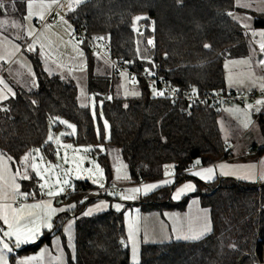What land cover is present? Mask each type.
Segmentation results:
<instances>
[{
	"label": "trees",
	"instance_id": "trees-1",
	"mask_svg": "<svg viewBox=\"0 0 264 264\" xmlns=\"http://www.w3.org/2000/svg\"><path fill=\"white\" fill-rule=\"evenodd\" d=\"M25 1L2 0L0 15L21 18ZM235 9V0H82L67 9L66 21L86 52L88 88L96 97L98 119L102 113L110 128L105 150L99 155L108 182L113 172L110 150L124 163L131 183L158 181L167 170L174 171L172 183L134 203L142 211L181 212L193 197L209 211L208 234L198 240L143 244L137 264H264V181L224 178L202 182L188 172L196 159L209 165L228 154L220 109L171 102L164 95H154L145 79L129 76L127 84L133 82L131 87L134 84L139 95L133 91L127 96L120 94L109 85L110 77L120 75L113 74L108 64L91 52L85 36L103 37L111 52L138 72L154 67L183 89L225 90L223 61L249 51L247 29L230 15ZM252 15L254 26L264 27V14ZM150 37L154 38L152 48L147 41ZM34 71L35 85L28 90L15 87V96L0 105V152L14 165L37 147L50 153L45 142L53 119H65L76 126V143H101L90 109L77 101L75 83L38 67ZM257 123L264 136V113ZM57 126L56 122L52 127ZM186 180L195 183V190L178 201L171 199L172 191ZM22 185L29 191L33 187L29 181ZM94 187L88 181L76 182V191L66 197L76 201L75 209L57 214L52 229L17 254L34 252L54 236L65 238L63 227L72 221L74 253L67 254L65 264H133L125 241L123 212L109 209L92 216L84 214L87 205L107 197L106 193L89 196L86 190ZM32 190L37 192V187Z\"/></svg>",
	"mask_w": 264,
	"mask_h": 264
},
{
	"label": "rangeland",
	"instance_id": "rangeland-1",
	"mask_svg": "<svg viewBox=\"0 0 264 264\" xmlns=\"http://www.w3.org/2000/svg\"><path fill=\"white\" fill-rule=\"evenodd\" d=\"M28 2L29 0H26L24 2L23 9H21L23 11L19 12L21 18L11 15H0V81H2L0 82V95L7 97V99L0 101V105H3L5 102L15 96V87H21L28 90L34 86L36 83L34 68L38 67L48 75L55 74L63 79H71L75 83L78 103L80 105L87 104V107L90 109L92 115L93 111H95L96 113V127L98 132L100 133V141H102L96 146L76 143V126L65 119H53L51 121H55V123H51L50 121L49 131L46 136V141L48 140L50 132L53 136V140L48 142L50 145V153H46L42 148L37 147L36 149L31 151L32 155L29 156L27 162H24L22 159L15 165H12L8 158H5L4 155L0 154V168L7 169V171L5 172V181L0 182V184H2L4 190H6L9 194L7 199L9 201H6V203L4 204L13 205V203L16 201H23V203L27 204L30 202L37 203L50 200L53 207L58 209L64 208L66 210L70 207L71 201L63 198L62 192L55 197H49L43 194L49 189L45 188L43 192L41 191L39 185L44 183L45 180H42L40 179V177L36 176V173L33 171L31 165L37 164L40 166L42 174L44 175L45 179L48 180L49 185H51V190L53 191H59L60 188L75 187V183L78 181H88L95 187L101 188L99 185L103 183V185L105 186L108 182V177L106 176L104 167L99 161V155L105 150L106 144L104 143V141H107L109 139L110 128L103 115H101V119L99 121V115L96 106V97L89 91L88 88V72L86 69L87 58L84 46L82 45V40L76 36V34L74 33V28L69 21L63 20L62 22L56 24H49L44 22L52 8L58 3V0H34L33 7L31 9L33 15L30 17L28 16ZM77 2L78 0H64L66 9H70ZM258 2V0H236V4L238 5V7H242L243 9L248 10L250 9V11L254 9H264V0L260 1L262 5ZM14 11L18 12L20 10L18 8H14ZM250 11H247L246 13H250ZM91 52L96 55L94 51ZM233 63H236V65L238 64L237 62H235L234 58L230 60L226 59L223 62V64H225L224 69L226 70V73L227 71L232 70V72L235 74L236 65H233ZM258 63L259 64L257 65V68L253 67V73H255L256 71L260 72V70L264 71V65L260 64V62ZM245 66L247 67L248 65ZM126 76L127 75H120V78L110 77L109 79V85L115 87L117 90L119 89L120 94L124 96L129 95L132 91L135 92L133 89L134 84L131 87V84L133 82H131V84H127ZM233 76H236V80H239V76L241 77L242 74H236ZM244 81L248 85H251V82L248 79H244ZM251 89L260 93L259 91H261V86L254 84L251 88L244 87L240 91H250ZM225 109L226 108H223L224 111ZM243 110L246 113H249V117L254 122V114H256V111H253L247 105L243 108ZM60 120L67 121L68 123L74 125L75 132H73L72 129L68 128L66 124L59 123ZM105 121L108 125L107 128L104 127ZM56 122L59 123V126L53 128L52 126L56 124ZM99 123L102 126H99ZM253 133L245 136L242 143H246L248 140H251V135ZM57 138H59L60 140L59 146L55 143V140ZM66 144H71L73 147L71 149H65L63 145ZM101 146L104 149L103 151L100 150ZM57 147H59V156L56 155ZM239 147L243 148V144L238 145L233 151L237 152L240 149ZM85 148H90L91 151L84 152L83 149ZM37 149H39L40 151H35ZM77 149H79V151H77ZM65 155H67L68 157V162H65L64 160ZM109 159L113 167L112 177L109 182L113 185H126V191L124 193H114L126 195L127 190L130 188L140 187L142 189V186L138 183H131L129 181V178L117 180V167H120L121 169L119 173L120 176L129 177V174L125 168L124 163L115 152L112 153L109 150ZM197 160L198 159L194 160L193 164H195ZM77 162L79 163V167L81 169V171L79 172H77L76 170ZM200 164L202 163L200 162ZM222 164L228 165L229 169L233 170L235 174L232 177L227 176L226 178H234L243 181L244 179H239L237 176H242L246 172H257L256 163L255 166L251 165V163L248 162L237 163L227 161L222 162ZM96 165H99V167L103 169L102 176L96 172ZM249 166H254V168ZM88 168L93 169L92 174H89L87 171H83V169ZM25 174H27L30 179H23L22 177ZM225 176L226 175H224V177ZM13 177L15 178L14 182L12 179ZM263 179L264 178H261L262 181H264ZM94 180H96L97 182L93 183ZM23 181L32 182L33 187L30 188L34 190L35 187H37V192H40V194H38V196H40V199L34 198L35 195H29L27 199H25L23 195H17L14 197V199H12L14 184H18L20 186V193H27L22 188ZM64 181H67L68 183L65 184ZM255 181L251 183H254ZM94 188L86 190V193L89 196L99 195V192L92 191V189ZM32 189L30 190V192H33ZM110 193L113 192L107 193L106 198L100 199L90 204L88 206V209L95 208L97 204L103 203L107 205L104 211L109 209L117 211L115 205H121L119 212H123L126 235L125 237L127 240L126 243H129L131 245V263L137 264L140 262V252L139 249H136L140 241L139 238L141 237V235L143 236V238H147L148 234L151 232V230H153V228H150L149 224L152 223L156 226V224H159V219L162 221H168L170 224L173 223L172 227L174 228L175 234V238L173 240H186L183 238L185 236L183 235L185 234V214L183 213V211H159L158 215L151 216L150 219H148V217L142 213V209L139 206H137L138 208H130L129 206L143 196V191L137 194L136 198L132 200H123L120 198V195H110ZM146 210L148 211L149 208ZM151 211L153 210H149L148 212ZM58 213L60 212H57L56 214ZM130 220L138 221L135 251H133L134 246L132 242L128 240ZM69 225H71L70 228L68 227ZM4 226L5 228L0 226V241L7 243L12 251L8 252L6 249L3 250V259H0V264H22V262L28 257H40L39 259L30 261V264H63L67 261V254L72 256L74 253V229L72 221H68L63 227V234L65 238L59 235L54 236L50 243L42 244L37 251L25 253L22 255H18L16 253V250H20L21 247L34 244L42 236L35 239L34 243H24L23 245L17 247L16 243H14L16 242L15 236L9 238L3 235V232L9 230L7 224L4 223ZM28 226L32 227L31 224H29ZM171 232L173 233V231ZM2 247L3 245L0 244V249H2ZM261 259L264 262V245L261 248Z\"/></svg>",
	"mask_w": 264,
	"mask_h": 264
},
{
	"label": "crops",
	"instance_id": "crops-1",
	"mask_svg": "<svg viewBox=\"0 0 264 264\" xmlns=\"http://www.w3.org/2000/svg\"><path fill=\"white\" fill-rule=\"evenodd\" d=\"M81 1L78 0V2H81ZM258 1H259L258 3L262 5V3H260V1H262V0H258ZM235 6L237 7V9L232 10L230 13H231V16L237 22H239L241 25H243L247 29V32L249 34V41H248L249 42V51L244 56L232 57V58H234L235 62L238 63L237 65H236V63H233V65H236L235 74L232 72V70L227 71V73H226V70L224 69L225 64H223L224 83H225L224 87H225V90L240 91L244 87L251 88L255 84V85L261 86V91H259L261 93V92H264V71L260 70V72L256 71L255 73H253L252 69H253V67L257 68V65L259 64L258 62L261 61V59H258V55L260 54V52H259L260 44L262 42H264V37H262L260 35V33L262 31H264V27L254 26V24H253L254 17L252 15V13H254L255 15H258V14L261 15V14H264V9L263 10L262 9L261 10H255L254 9L252 11H250V9L249 10L243 9L242 7H238V5L236 4V0H235ZM238 9H240V10H238ZM247 11H250V13L249 12L246 13ZM148 39H150L154 42L153 37H150ZM99 58L101 60H103V62H105L104 59H102L101 57H99ZM232 58H226V59L230 60ZM245 65H248L247 66L248 68ZM236 74H242L241 77L239 76V80H236V76H233ZM34 75H35V73H34ZM240 79H243V80H240ZM244 79H248L251 82V85H248L244 81ZM192 88L196 89L194 87H192ZM250 91H255V90L251 89ZM260 101H264V100L260 99ZM246 105L250 107V105L244 103V104H229V105H225V106H221V107L217 108V109H220V116H221L220 122L222 123V124H220L221 125V132L227 141V152H228V154L225 157L213 162L212 164L203 165V167L190 172L192 175H194V173L203 172V170L208 169V168L214 169V172H213L211 179H208V178L201 179L200 176L194 175L200 181L211 182V181H214L217 179H224L227 176H230V177L234 176L235 174H231V175H226L224 177V175L221 174V169L219 168V166L222 164V162H227V161L228 162H237V163H239V162L240 163H247L248 162L254 166L256 163L257 164L256 165L257 172L252 173L253 176H252V178H249L250 180H247L245 178H241L243 175L237 176V177L239 179H244L243 181H246V182H253V181L257 180V181H255V183H260L262 181L261 180V174L264 173V136L260 131V128H259L257 121L253 122V120H251V118L249 117L250 116L249 113H246L243 110V108ZM263 105H264V103L260 104L261 107ZM223 108H226L225 111L223 110ZM245 125H247V127H245ZM253 131H254V133H253ZM250 133H253L251 135V140H248L246 143H242L245 136L249 135ZM241 144H243V148L239 147L240 149L237 152L233 151L238 145H241ZM0 154H2V153L0 152ZM2 155H4V154H2ZM243 157H246V158H243ZM5 158H8V157L5 156ZM218 161H220V162H218ZM10 162H11V160H10ZM11 164L14 165L12 162H11ZM167 173H170V175L165 174V176L161 180L153 181V182H147V183H138V184L142 186V191H143V186L147 185V184H158L159 186L170 184V183H172V181L175 177V173L172 169L167 170ZM165 181H168V182L164 183ZM186 184H192L194 187V190H195V186H196L195 183L191 180H186V181L182 182L181 184H179L172 191L171 199H173L174 201H178L183 195H186V194L194 191V190L193 191H186V192L182 193L179 196V198H174L176 196L177 191H179L181 188H183ZM22 188L27 193L34 194L35 195L34 198L40 199L39 198L40 196H38V194H40V192H34V191L30 192L29 190L25 189L24 187H22ZM142 195H146V194H144V192H143ZM63 198H65L68 201H71L70 206L71 205H75V207L77 206V203H76V201H74L73 198H68V199L66 197H63ZM7 199H4L3 193L0 192V205H3L4 203H6V201H9ZM12 199H14V198H12ZM32 203H34V202H30L27 204H32ZM23 204H25V203H23ZM89 205L86 206L84 213L87 212ZM129 206H130V208H132V207L138 208L137 205L134 203L130 204ZM12 207L17 208L14 205H12ZM75 207H69L64 212H72L75 209ZM104 210H105V208L102 210H99V211H94L92 214L87 215V216H92V215L98 214L100 212H103ZM170 211H172V210H168V212H170ZM174 212H176V211H174ZM142 213L145 216H147L148 219H150L151 216L158 215L159 211H156V210H153L151 212L142 211ZM183 213L185 214V234H183V235H190L192 233L198 232L202 228L204 223H207L209 231H210L211 221H210L209 211L207 208L203 207L200 204L197 197H193L189 200V202L187 203L186 208L183 211ZM56 215L57 214H55L52 217V227H53L54 218ZM149 225H150V228H153V230H151V232L148 234L147 238H143L142 235L139 238L140 241H139V244L137 245V248H136V249H139V252H140L141 246L143 244H155V243L170 242V241H173V239L175 238L174 228L172 227L173 223L170 224L168 221H162L159 219L158 225L156 224V226H155V224H152V223H150ZM0 226L5 228L4 221L2 219H0ZM49 230L50 229H48V228L41 227L40 231H39V235H37L35 239L39 238L40 236H43V233L45 231H49ZM171 231H173V233ZM209 231H207L203 236L208 234ZM187 240H191V239H187ZM125 241H127L126 237H125ZM14 243H16V242H14ZM21 245H23V244H21ZM127 245H129L128 247H129V252H130L131 245L129 243ZM22 248L23 247H21V249ZM17 251H19V250H16V253H17ZM63 264H65V263H63Z\"/></svg>",
	"mask_w": 264,
	"mask_h": 264
},
{
	"label": "snow or ice",
	"instance_id": "snow-or-ice-1",
	"mask_svg": "<svg viewBox=\"0 0 264 264\" xmlns=\"http://www.w3.org/2000/svg\"><path fill=\"white\" fill-rule=\"evenodd\" d=\"M33 2L34 0H29L27 7L29 9L28 11V16H32L33 12L31 11L32 7H33ZM4 5L2 3V0H0V8H3ZM231 15V13H230ZM42 18V17H41ZM142 19V17H136V20H140ZM31 34V33H29ZM255 34V33H254ZM260 35L262 37H264V31H262L260 33ZM95 39H103V37H96ZM149 44H152V41L149 40L148 41ZM205 47H209L208 45H205ZM260 49L262 51H264V42H262L260 44ZM260 64L264 65V59H262L260 61ZM2 82V81H0ZM10 91V89H9ZM195 92V90H194ZM153 93L154 95H160L163 96L164 93L163 92H157L155 89H153ZM133 95H139V93H132ZM83 95V92H82ZM7 99L6 96L0 95V101ZM258 103H264V101H259ZM81 107H87V104H81ZM102 115V113H101ZM96 113L95 111H93V117L95 118ZM51 123H55V121H51ZM59 123L61 124H66L68 128L72 129L73 132H75V126L68 123L67 121H63L60 120ZM104 127L107 128V122L105 121L104 123ZM245 127H247V125H245ZM63 135V134H62ZM53 140V136L51 134V132L49 133L48 136V140L45 142L46 144L50 141ZM55 143L59 146L60 145V140L59 138H57L55 140ZM63 147L65 149H71L73 146L71 144H66L63 145ZM100 150L103 151V147H100ZM37 152H39L40 150L37 149L35 150ZM77 151H79V149H77ZM84 152H90L91 149L90 148H85L83 149ZM32 153L30 152L28 155H26L25 157H23V161L27 162L29 159V156H31ZM56 155L59 156V147H57L56 149ZM83 159V158H81ZM65 162H68V157L67 155H65L64 157ZM196 164H200V161L197 160ZM33 171L36 173L37 177H40V179L45 180L44 183L40 184L39 187L41 189V191L43 192V190L45 188H48L49 190L47 192H44L43 194L49 196V197H55L58 196L61 192L64 191L63 188H60L59 191H53L51 190V185H49L48 180L45 179L44 175L42 174V171L40 169V166L37 164H32L31 165ZM96 172L99 173L101 176L103 175V169H101L99 167V165H96ZM249 167H253L254 166H249ZM219 168L221 169V174L222 175H231L234 174L233 170L229 169L228 165H224L221 164L219 166ZM77 172L81 171L80 167H79V163L77 162V168H76ZM7 171L6 168H0V182H4L5 181V172ZM83 171H87L89 174L93 173V169L92 168H88V169H83ZM117 171V176L116 179L120 180V179H127L128 177L124 176H120L119 173L121 171L120 167H117L116 169ZM214 169L212 168H208L203 170V172H196L194 173V175L200 176L201 179H211L212 175H213ZM166 175H170V173H165ZM253 174L246 172L241 178H245V179H249L252 178ZM23 179L28 180L30 179V177L25 174L23 177ZM261 178H264V173L261 174ZM13 182L15 180V178L13 177ZM59 182V181H58ZM97 181L94 180L93 183H96ZM168 181H165L164 183H167ZM65 184H67V181H64ZM101 188L104 187L103 183H101L99 185ZM19 185L18 184H14L13 187V191H12V196L13 198L17 195H23L25 199L28 198L29 195H34V194H30V193H20L19 192ZM159 187L158 184H147L143 186V192L144 194H147L149 192H151L153 189ZM194 187L192 184H186L183 188H181L179 191H177L176 196L174 198H179V196L186 192V191H193ZM142 189L140 187H134V188H130L127 190V194H118V193H110V195H120V198L123 200H132L135 199L137 194L141 193ZM0 192L3 193V198L7 199L8 198V192L6 190H4V188L2 187V184H0ZM87 199V198H85ZM84 201H81V203H83ZM70 207H75V205H71ZM107 207V205L101 203V204H97L95 208H90L88 209V211L86 213H84L85 215H90L92 214L94 211H99L102 210L103 208ZM115 208L117 211L120 210L121 205L117 204L115 205ZM65 209L64 208H55L52 206V202L49 201H41V202H37V203H32V204H22L17 208L12 207L11 204H3L0 205V219H2L4 221L5 224L8 225L9 230L6 232H3V235L5 237H9L11 238L12 236L16 237V246L19 247L21 244L24 243H30V242H35V238L37 235H39V231L41 227H45L48 229L52 228V217L57 213V212H64ZM137 223L138 221L136 220H130L129 222V231H128V240L132 242L133 244V251H135V244H136V234L138 231L137 228ZM31 224L32 227H29L28 225ZM69 228L71 227V225L68 226ZM207 231H209L208 225L207 223H204L202 228L195 233H192L190 235H185L183 238L184 239H191V240H197L200 239ZM0 244L3 245L2 249H0V259H3L2 256V252L3 250H7L8 252H11L12 249L8 246L7 243H4L3 241H0ZM43 255V254H41ZM40 257H28L26 260H24L22 262V264H30V261L35 260V259H39Z\"/></svg>",
	"mask_w": 264,
	"mask_h": 264
},
{
	"label": "built area",
	"instance_id": "built-area-1",
	"mask_svg": "<svg viewBox=\"0 0 264 264\" xmlns=\"http://www.w3.org/2000/svg\"><path fill=\"white\" fill-rule=\"evenodd\" d=\"M81 1V0H80ZM66 5L64 0H58V3L53 7L47 18L44 20L45 23L56 24L63 20H66ZM85 39L91 49L105 60L110 67V70L115 75H127L131 79L142 78L146 80V83L157 92H163L164 96L167 97L171 102L177 104H184L188 107L197 105H208L213 108H219L221 106L229 104H248L253 111L254 121H257L260 115L264 113V105L261 107L258 103L260 99L264 100V92L258 93L256 91H229V90H203L197 91L196 89H183L173 84L169 79L157 72L156 68H143L141 71H137L132 68L131 64L111 52L109 43L102 39H91L85 36ZM148 39L147 41H149ZM152 41V40H151ZM149 48H152L154 42L149 44ZM261 54V60L264 59V51L259 50ZM195 90V92H194ZM203 167V164H192L188 172L197 170ZM63 197L74 193L75 187L63 188ZM94 192L109 193L119 192L124 193L126 191V185H113L107 182L103 188L95 187L92 189ZM23 201H16L13 203L15 207L22 205Z\"/></svg>",
	"mask_w": 264,
	"mask_h": 264
},
{
	"label": "water",
	"instance_id": "water-1",
	"mask_svg": "<svg viewBox=\"0 0 264 264\" xmlns=\"http://www.w3.org/2000/svg\"><path fill=\"white\" fill-rule=\"evenodd\" d=\"M258 59H261V54L258 55Z\"/></svg>",
	"mask_w": 264,
	"mask_h": 264
}]
</instances>
